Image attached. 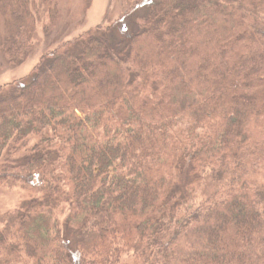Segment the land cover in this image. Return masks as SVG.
<instances>
[{
  "label": "trees",
  "instance_id": "trees-1",
  "mask_svg": "<svg viewBox=\"0 0 264 264\" xmlns=\"http://www.w3.org/2000/svg\"><path fill=\"white\" fill-rule=\"evenodd\" d=\"M59 3L0 0L5 64ZM123 3L0 87V189L36 195L0 264H264V0Z\"/></svg>",
  "mask_w": 264,
  "mask_h": 264
},
{
  "label": "rangeland",
  "instance_id": "rangeland-1",
  "mask_svg": "<svg viewBox=\"0 0 264 264\" xmlns=\"http://www.w3.org/2000/svg\"><path fill=\"white\" fill-rule=\"evenodd\" d=\"M59 4L62 11L59 25L49 26L50 34L47 37L45 35L47 22L43 20L38 24L34 40L35 52L25 64L12 68L0 58V87L12 82H19L29 76L51 42L57 39L68 41L87 31L96 29L98 25H111L120 19L124 10L123 0H94L91 9L87 12L83 0H61ZM109 7L111 9L110 22L105 19ZM129 28H131L129 23L122 24L123 30L129 31ZM35 196L33 192L22 189H0V217L16 209H25L29 201Z\"/></svg>",
  "mask_w": 264,
  "mask_h": 264
}]
</instances>
